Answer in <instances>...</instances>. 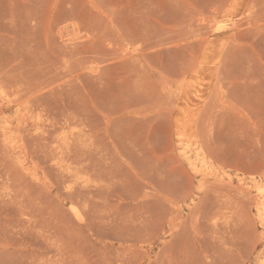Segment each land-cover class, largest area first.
<instances>
[{
  "label": "rangeland",
  "instance_id": "obj_1",
  "mask_svg": "<svg viewBox=\"0 0 264 264\" xmlns=\"http://www.w3.org/2000/svg\"><path fill=\"white\" fill-rule=\"evenodd\" d=\"M263 211L264 0H0V264H264Z\"/></svg>",
  "mask_w": 264,
  "mask_h": 264
},
{
  "label": "bare ground",
  "instance_id": "obj_2",
  "mask_svg": "<svg viewBox=\"0 0 264 264\" xmlns=\"http://www.w3.org/2000/svg\"><path fill=\"white\" fill-rule=\"evenodd\" d=\"M186 131V130H185ZM180 134V136H181V141L182 142H184V132H180L179 133ZM183 153L185 154V156H187L189 159H191L192 158V155H191V150L189 149V147H187V148H183ZM194 168L196 169V170H204V168H203V165L202 166H199L197 163L195 164V166H194ZM262 193V192H261ZM262 218L264 219V211L262 212Z\"/></svg>",
  "mask_w": 264,
  "mask_h": 264
}]
</instances>
